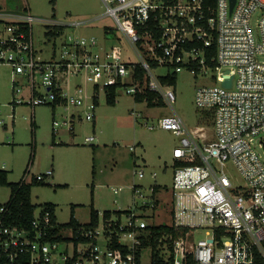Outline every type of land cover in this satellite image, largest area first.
I'll use <instances>...</instances> for the list:
<instances>
[{
	"label": "built area",
	"instance_id": "built-area-1",
	"mask_svg": "<svg viewBox=\"0 0 264 264\" xmlns=\"http://www.w3.org/2000/svg\"><path fill=\"white\" fill-rule=\"evenodd\" d=\"M102 3L101 17L116 25L105 26L104 32L121 33L138 53V62L124 61L117 45L97 52L96 39L84 37L67 38L59 59L42 60L34 47L35 22L64 27L63 36L67 27L81 29L90 21L64 25L0 12V64L12 70V103L54 109L64 105L65 111L83 107L84 118L71 114L63 123L72 131L77 119L95 121L99 97H106L109 87H124L133 97L154 92L172 106L176 93L164 78L184 68L194 77L217 70L219 83L200 86L195 93L196 106L213 115V140L199 142L204 128L191 131L176 114L159 118L157 128L179 137L172 152L171 191L154 184L146 194L133 185L126 211L109 218L99 214L96 225L88 228L54 235L49 213L41 211L35 212L30 232L8 223L10 199L0 204V264H264V0H235L233 7L232 0H215L214 7L206 6V0ZM213 47L216 53L209 59ZM138 67L143 77H137ZM159 67L169 72L159 77ZM227 70L233 74L229 88L223 85ZM70 75L90 84L92 94L78 83L70 96ZM53 126L55 133L61 124L54 120ZM256 139L259 148L253 145ZM230 164L242 183L227 175ZM135 174L145 178L144 170ZM52 175L48 171L34 179ZM26 180L27 174L22 184ZM157 210L165 216L163 223L154 222ZM200 231L205 238L197 239Z\"/></svg>",
	"mask_w": 264,
	"mask_h": 264
},
{
	"label": "rangeland",
	"instance_id": "rangeland-1",
	"mask_svg": "<svg viewBox=\"0 0 264 264\" xmlns=\"http://www.w3.org/2000/svg\"><path fill=\"white\" fill-rule=\"evenodd\" d=\"M104 11L102 0H0L2 13L31 14L64 25L90 21L89 26L81 29L67 27L65 34L57 39L46 36L50 30L47 25L35 22L32 27L34 47L42 60L49 61L54 56L59 59L64 40L84 37L96 39L94 49L97 52L105 45H117L122 49L124 61L138 62V53L121 33L109 35L104 32L105 26L116 27L111 18L101 17ZM168 72L164 67L155 69L159 77ZM69 79L67 93L70 96L75 94L78 83L92 94L90 84L73 75ZM219 81L220 71H208L206 75L194 77L190 69L184 68L172 85L176 93V102L172 106L164 104L150 108L147 102L138 103L132 95L126 94L124 87L117 89L116 105L111 106L101 93L95 121L77 119L75 129L70 131L69 124L63 123L69 121L71 114H81L84 118L83 107H70L65 111L64 105L54 109L13 104L12 70L8 65L0 64V170L8 172L9 183H19L28 168L27 184L37 175L52 171L54 175L33 185L31 201L37 206V214L44 205H54L57 222L61 225L69 223L72 217L81 224H88L93 212L126 211L134 197L133 185L142 186L146 194L149 186L154 184L166 186L168 191L172 189V152L179 144V137L157 128L159 118L176 114L189 130L204 128L199 142L213 140V115L196 106L195 93L198 87ZM21 94L28 98L27 90ZM138 114L141 116L137 117ZM54 120L61 124L55 133ZM149 125L155 128L150 130ZM88 137L94 140L87 142ZM253 145L259 148L258 139ZM138 170L145 171L144 179L135 174ZM226 171L234 183H242L231 164ZM115 190L119 192L116 194ZM11 194L10 186H0V204L8 202ZM154 215V222L165 221L162 211L157 210ZM196 237L203 239L205 234L200 231ZM68 254H73L71 244Z\"/></svg>",
	"mask_w": 264,
	"mask_h": 264
},
{
	"label": "trees",
	"instance_id": "trees-1",
	"mask_svg": "<svg viewBox=\"0 0 264 264\" xmlns=\"http://www.w3.org/2000/svg\"><path fill=\"white\" fill-rule=\"evenodd\" d=\"M206 6H215V0H206ZM49 31L46 33L48 37H60L64 32V27L54 26L53 28L49 27ZM191 47V46H189ZM215 47H213L209 51V59L215 55ZM214 66V64H212ZM144 72L143 70L138 67L137 68V77H143ZM177 75H172L163 79L164 83H168L169 85H174L176 83ZM118 86H112L106 89V101L109 105L115 106L116 105V95H117ZM135 100L138 103L147 102L148 107H156V106H163L164 102L162 99H157V94L154 92L147 91L144 95L140 94L135 96ZM28 168L24 174L28 173ZM23 176V178H24ZM23 181V179H22ZM22 181L19 183H9L8 182V173L7 171L0 170V186H10L12 190V194L10 196L9 203L11 204V215L8 218V223L10 225H16L20 228L26 229L27 231L33 232L32 222L35 217V212L37 211V206L33 205L31 201V193L33 185L36 183V179L32 183L29 184H22ZM42 182L38 181L37 183ZM65 186V185H64ZM45 213H49L51 217L52 224L55 226V229L52 230V234L56 235L62 232L64 229H78V228H88L89 226L96 225L98 221V212H93L91 217V222L88 224H81L79 223L74 217L71 218L69 223L65 225H61L57 222V217L55 215V206L52 204H46L43 207L42 215ZM113 213H120V212H104V216L109 218L113 215ZM49 239V238H48ZM58 239H61L59 235Z\"/></svg>",
	"mask_w": 264,
	"mask_h": 264
},
{
	"label": "water",
	"instance_id": "water-1",
	"mask_svg": "<svg viewBox=\"0 0 264 264\" xmlns=\"http://www.w3.org/2000/svg\"><path fill=\"white\" fill-rule=\"evenodd\" d=\"M234 3H235V0H232V7H233ZM225 73H226V77H225V80L223 82V85L225 87L229 88L232 85L233 74L230 70H227Z\"/></svg>",
	"mask_w": 264,
	"mask_h": 264
},
{
	"label": "crops",
	"instance_id": "crops-1",
	"mask_svg": "<svg viewBox=\"0 0 264 264\" xmlns=\"http://www.w3.org/2000/svg\"><path fill=\"white\" fill-rule=\"evenodd\" d=\"M134 100H135V97H134ZM136 101V100H135ZM8 173V172H7ZM54 175V174H53ZM56 215V214H55ZM79 222V221H78ZM80 223V222H79Z\"/></svg>",
	"mask_w": 264,
	"mask_h": 264
}]
</instances>
